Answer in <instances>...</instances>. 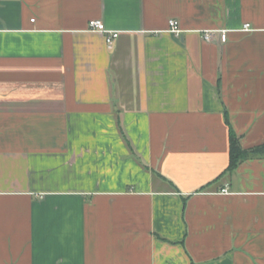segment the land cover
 <instances>
[{"label":"crops","instance_id":"1","mask_svg":"<svg viewBox=\"0 0 264 264\" xmlns=\"http://www.w3.org/2000/svg\"><path fill=\"white\" fill-rule=\"evenodd\" d=\"M226 117L264 144V0H0V264H264Z\"/></svg>","mask_w":264,"mask_h":264},{"label":"built area","instance_id":"2","mask_svg":"<svg viewBox=\"0 0 264 264\" xmlns=\"http://www.w3.org/2000/svg\"><path fill=\"white\" fill-rule=\"evenodd\" d=\"M178 25H179V23H178L177 19L170 20V31L175 33L176 35H180L182 32V29H180ZM90 28L94 31L105 33L106 34V42H107L109 47H111L113 45L114 41L120 35L119 31L108 30L106 28L105 24L103 23V21L99 20V19L91 20L90 21ZM244 29L250 30V24L249 23L245 24ZM216 32L220 33L221 39L223 41L227 40V30H206L204 32L205 39L211 40L214 37ZM222 192L228 193L229 190H228V188H224V189H222Z\"/></svg>","mask_w":264,"mask_h":264},{"label":"trees","instance_id":"3","mask_svg":"<svg viewBox=\"0 0 264 264\" xmlns=\"http://www.w3.org/2000/svg\"><path fill=\"white\" fill-rule=\"evenodd\" d=\"M226 121L230 130V161L228 165L229 171L236 169V167L242 161L250 157L264 155V144L252 148H244L240 143L239 135L236 133L227 117ZM184 201L186 202V199H184Z\"/></svg>","mask_w":264,"mask_h":264}]
</instances>
